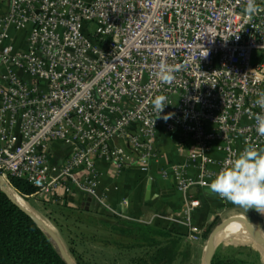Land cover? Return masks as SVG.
I'll return each instance as SVG.
<instances>
[{"label": "built area", "instance_id": "obj_1", "mask_svg": "<svg viewBox=\"0 0 264 264\" xmlns=\"http://www.w3.org/2000/svg\"><path fill=\"white\" fill-rule=\"evenodd\" d=\"M245 5L9 0L0 15V173L7 188L15 191L12 175L34 186L30 196L64 203L78 192L107 209L97 163L115 174L127 167L149 173L165 158L158 130L184 145L186 160L199 168L194 177L186 164L161 162L160 176L182 192L207 187L247 145L264 146L254 119L264 92V12L249 19ZM162 62L183 66L171 85L157 77ZM161 94L170 102L161 113L172 114L167 121L155 119L151 103ZM54 144L68 153L57 157ZM196 207L189 199L171 217L191 239L202 232L191 222Z\"/></svg>", "mask_w": 264, "mask_h": 264}, {"label": "crops", "instance_id": "obj_2", "mask_svg": "<svg viewBox=\"0 0 264 264\" xmlns=\"http://www.w3.org/2000/svg\"><path fill=\"white\" fill-rule=\"evenodd\" d=\"M8 7L9 0H0V15L5 14ZM156 142L165 158L154 163L147 174L141 172L137 167H127L119 174H115L109 164L97 163V168L101 173L97 191L104 196L105 202L108 204L107 209L101 208L95 200L78 192L69 196L64 203L56 200L54 202L60 207L67 204L89 212L106 210L121 218L174 228L176 231L185 234V241L189 244L188 254H204L205 247L203 245L206 242L203 235L204 230L211 224L215 223V226L228 218L237 219L235 222L242 225L249 223L264 229V214L258 213L255 209L246 211L222 200L217 195L212 194L208 187L195 185L188 188L186 192H182L176 187L171 177H161L159 165L166 160L186 164L189 175L194 177L199 174V168L196 163L186 160L184 145L182 146L179 141L167 136L162 130H158ZM64 147L54 144V155L57 157L66 155L68 149L65 150ZM212 155L218 158L222 156V153L214 151ZM189 199L197 201V207L191 212L192 224L202 230L197 239H191L187 227L177 220L171 219L186 207ZM36 215L41 217L38 212ZM250 243L260 249L257 254H264V244L257 239Z\"/></svg>", "mask_w": 264, "mask_h": 264}, {"label": "trees", "instance_id": "obj_3", "mask_svg": "<svg viewBox=\"0 0 264 264\" xmlns=\"http://www.w3.org/2000/svg\"><path fill=\"white\" fill-rule=\"evenodd\" d=\"M11 190L22 201L35 192L34 186L21 178L8 175ZM24 197V198H23ZM61 214L76 223L104 232L96 240L119 250L140 254L136 264H174L188 257L185 234L174 228L121 218L111 212H89L67 204ZM215 223L208 226L206 238ZM0 264H67L52 240L36 222L0 190ZM211 264H245L235 257L223 258L215 251Z\"/></svg>", "mask_w": 264, "mask_h": 264}, {"label": "rangeland", "instance_id": "obj_4", "mask_svg": "<svg viewBox=\"0 0 264 264\" xmlns=\"http://www.w3.org/2000/svg\"><path fill=\"white\" fill-rule=\"evenodd\" d=\"M64 149L69 150L67 147H64ZM24 199L26 201L22 202L25 207L34 211V214L38 212L41 219L57 235L73 264L137 263L135 260L140 254H137L133 250H119L112 246L104 245L99 241L92 240L97 239L98 236L102 237L104 232L76 223L73 218L64 216L61 214V207L54 200H42L38 196H28L27 199ZM207 237L205 241H207ZM242 238L250 237H229L219 242L215 251L223 258L235 257L244 261L245 264H264V254H257L260 249L253 243H250L255 239ZM205 244L206 242H204V247ZM203 262L204 254H188V257L178 258L175 264H203Z\"/></svg>", "mask_w": 264, "mask_h": 264}, {"label": "clouds", "instance_id": "obj_5", "mask_svg": "<svg viewBox=\"0 0 264 264\" xmlns=\"http://www.w3.org/2000/svg\"><path fill=\"white\" fill-rule=\"evenodd\" d=\"M260 12H264V7L258 5L256 0H246L244 14L249 19ZM207 55L208 52L205 56ZM182 67V65L170 66L162 62L157 77L162 84L171 85L176 80L175 73ZM257 95L259 98L254 101V105L259 106L262 111L254 114L255 128L256 132L264 137V92H259ZM151 103L156 114L155 119L162 118L167 121L171 118V113L161 117L165 106L170 104L166 95H156ZM207 187L212 194L222 200L246 211L255 209L258 213L264 214V148L247 145L217 172Z\"/></svg>", "mask_w": 264, "mask_h": 264}, {"label": "water", "instance_id": "obj_6", "mask_svg": "<svg viewBox=\"0 0 264 264\" xmlns=\"http://www.w3.org/2000/svg\"><path fill=\"white\" fill-rule=\"evenodd\" d=\"M0 190L3 191L15 204H17L22 210H24L35 222L36 224L44 230V232L49 236V238L54 243L55 247L57 248L58 252L62 256V258L65 260L67 264H73V262L70 260L68 253L66 252L65 248L62 246L59 238L57 235L53 232V230L49 227L45 221L41 219L38 215L34 214L27 208L23 207L17 200L14 198L11 191L7 188L5 180L3 176L0 173ZM237 221V219L228 218L225 220H222L220 223L214 226V228L210 231L207 241L205 244V250H204V262L203 264H211V260L216 248L215 240L217 234L228 224ZM248 231L262 244H264V229L255 227L249 223L246 224Z\"/></svg>", "mask_w": 264, "mask_h": 264}, {"label": "bare ground", "instance_id": "obj_7", "mask_svg": "<svg viewBox=\"0 0 264 264\" xmlns=\"http://www.w3.org/2000/svg\"><path fill=\"white\" fill-rule=\"evenodd\" d=\"M14 198L19 202L23 207L25 205L23 204L22 200H20L17 196H15V193H13ZM29 207V205H28ZM26 208V207H25ZM31 209V208H30ZM29 210V208H28ZM31 211V210H30ZM34 212V211H31ZM233 236H247L250 238L256 239L247 229L246 225H242L236 222H232L228 225H226L216 236L215 244L217 245L219 242H222L226 240L229 237Z\"/></svg>", "mask_w": 264, "mask_h": 264}]
</instances>
